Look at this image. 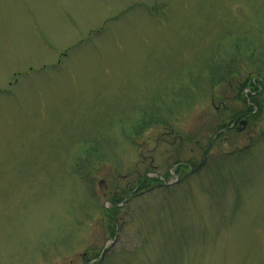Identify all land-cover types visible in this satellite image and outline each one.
I'll list each match as a JSON object with an SVG mask.
<instances>
[{
  "label": "rangeland",
  "instance_id": "374dc122",
  "mask_svg": "<svg viewBox=\"0 0 264 264\" xmlns=\"http://www.w3.org/2000/svg\"><path fill=\"white\" fill-rule=\"evenodd\" d=\"M96 253L264 264V0H0V264Z\"/></svg>",
  "mask_w": 264,
  "mask_h": 264
},
{
  "label": "trees",
  "instance_id": "16d2710c",
  "mask_svg": "<svg viewBox=\"0 0 264 264\" xmlns=\"http://www.w3.org/2000/svg\"><path fill=\"white\" fill-rule=\"evenodd\" d=\"M261 82V80H258V84ZM252 85H253V83H251ZM263 86V85H262ZM263 88V87H262ZM261 90V86H257V88H256V91H260ZM245 101H247L246 99H245ZM248 102V101H247ZM238 115V114H237ZM235 117H237V116H235V115H233L232 117H231V122H229L228 124H232V122H234L235 120H236V118ZM226 130H228V128L226 129ZM226 130H224V131H222V130H220V133H218L219 134V136H221L222 135V133H225L226 132ZM175 163H177V160L175 161ZM184 167H186V168H188V165L187 164H181V165H179L178 166V169H183ZM158 181V179L157 178H148L147 179V181L146 182H150V183H152V182H157ZM142 183H143V180L141 181ZM146 182H144V184H143V186L142 187H146L148 184H146ZM127 193H128V195H127ZM127 193H124V194H121V195H119V196H114V197H112L111 199H112V206L110 207V209H107L106 207H104L103 208V210H104V212H105V214L109 217V221H110V229H109V231H110V233L112 234V235H116L117 234V232H118V220H117V218H118V210L121 208L120 206H121V204H122V202L126 199L127 201L130 199V195H129V193H130V191H128ZM138 194V193H137ZM137 194H134V196L135 195H137ZM100 253H96L95 255V257H92L91 259H87L86 261H87V263L88 262H92V260L93 259H95L96 258V261H94V262H92L91 264H98L101 260H100V258L98 257V255H99Z\"/></svg>",
  "mask_w": 264,
  "mask_h": 264
},
{
  "label": "flooded vegetation",
  "instance_id": "af4514ba",
  "mask_svg": "<svg viewBox=\"0 0 264 264\" xmlns=\"http://www.w3.org/2000/svg\"><path fill=\"white\" fill-rule=\"evenodd\" d=\"M252 116V113H250L249 111H242L237 117L236 120H240V121H249V117ZM233 126L231 125L230 127H235V122L232 123ZM158 184H162V183H158Z\"/></svg>",
  "mask_w": 264,
  "mask_h": 264
}]
</instances>
